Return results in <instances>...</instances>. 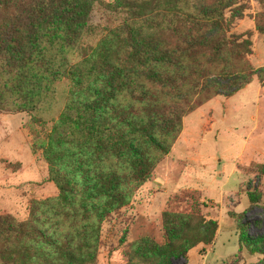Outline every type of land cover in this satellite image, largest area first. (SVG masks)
I'll return each mask as SVG.
<instances>
[{
    "label": "trees",
    "instance_id": "1",
    "mask_svg": "<svg viewBox=\"0 0 264 264\" xmlns=\"http://www.w3.org/2000/svg\"><path fill=\"white\" fill-rule=\"evenodd\" d=\"M95 2L0 0V112H33L55 81L62 77L69 80L64 106L46 133L41 151L47 165L46 181L57 190L54 201L43 205L48 211H65L69 219L80 215L84 225L78 242L68 236L59 241L36 229L38 219L31 214L29 220L21 222L0 216V264H94L99 224L126 204L129 179L137 183L146 180L158 162L156 153H168L164 139L180 131L181 113L174 107L166 110L153 104L142 119L127 118L124 110L108 108V103L115 100L117 82H127L131 97L146 95L136 79L117 64L80 56L79 40ZM240 5L241 0H121L112 11L121 15L119 39L127 58L147 67L149 79L160 84L174 85L176 80H183L189 72L184 53L190 56L197 46L188 40L182 48L170 52L152 46L149 34L155 29L209 28L213 32L205 42L209 60L236 69L222 70L221 77L226 82L237 79L238 83L227 93H214L228 97L252 77L264 85V67L252 69L242 61L250 54L249 41L239 40L244 35L230 33L234 21L242 15ZM151 65L165 68L172 76L159 75ZM245 68L247 77L241 76ZM98 82H104L107 89H96ZM213 97L209 95L204 102ZM109 158L128 173L97 174L90 159ZM246 199L249 206L260 200L251 193ZM43 211L51 221L53 218ZM216 226L215 219L164 212L163 243L156 244L148 237L135 240L126 264H171V259L185 258L199 245V255L203 256ZM237 246L248 255L263 254L264 239L241 235ZM44 248L50 250L44 252Z\"/></svg>",
    "mask_w": 264,
    "mask_h": 264
},
{
    "label": "rangeland",
    "instance_id": "2",
    "mask_svg": "<svg viewBox=\"0 0 264 264\" xmlns=\"http://www.w3.org/2000/svg\"><path fill=\"white\" fill-rule=\"evenodd\" d=\"M120 1L96 0L79 40L80 56L91 57L97 63L117 64L129 77L135 78L145 92L146 96L131 97L127 82H117L115 100L108 103L109 109L124 110L127 118L142 119L153 104L166 110L174 107L181 113L180 131L164 139L169 146L168 153L165 156L156 153L158 162L146 180L139 183L133 182L132 177L127 180L130 193L126 204L99 224L94 264H126L130 244L139 238L148 237L156 244L163 243L164 212L194 214L217 222L214 237L203 249V256L199 255L202 249L199 245L189 250L185 258L171 259V264H264V250L263 254L248 255L245 250L238 251L237 246L241 235L264 239V144L253 141L257 135L249 136L247 141L252 148L249 150L254 152V162L246 161L244 167H239L248 177L241 180L233 171L239 162L237 155L242 151L243 138L252 125L249 116L255 113V84H247L226 100L222 95H214L215 92L227 93L238 80L226 82L221 71L236 69L226 68L222 61L209 60L205 42L213 32L207 27L199 30L178 27L175 32L153 30L148 37L154 47L172 52L190 40L197 48L190 56L184 53L189 72L183 75V80H176L174 85L150 80L147 67L130 62L120 43L121 15L112 11V6ZM240 6L242 15L234 21L230 33L237 37L244 35L239 40L249 41L250 54L242 61L246 62V67L255 69L250 62L254 44L262 53L258 61H264V46L256 43L264 39V0H241ZM149 67L159 75L172 76L161 66ZM244 71L241 76L247 77L249 71L247 68ZM69 86L65 77L55 81L33 112H0L5 116L0 117V216L21 222L29 220L31 214L38 219V223H34L36 229L46 235H54L59 241L68 236L78 242L84 231L80 215L69 219L65 211H48L43 205L54 201L57 190L46 181L47 165L41 151L46 133L64 106ZM95 88L107 89L104 82H98ZM209 95L216 100L213 97L205 103ZM187 157L194 159L199 167H190L187 176H183L181 171ZM90 163L96 166L97 174L128 173L121 165H116L113 158L90 159ZM247 193L259 197V204L249 206ZM73 196L78 201V196ZM43 210L53 218L51 221Z\"/></svg>",
    "mask_w": 264,
    "mask_h": 264
},
{
    "label": "crops",
    "instance_id": "3",
    "mask_svg": "<svg viewBox=\"0 0 264 264\" xmlns=\"http://www.w3.org/2000/svg\"><path fill=\"white\" fill-rule=\"evenodd\" d=\"M256 43H258L261 46H264V39L263 40H257ZM262 53L259 51V49L257 48V45L254 44V49H253V53L250 56V62L252 63L254 68H258L261 66H264V61H258L259 58L261 57ZM250 83H254L255 84V94H256V100L254 102V114L249 116L250 122H251V127L248 131H246L245 137L243 138V146H242V151L239 150V153L237 155V159H239V162H237L234 165V173L238 175V177L243 180L244 178H247L248 176H245L242 172H240L239 167H244L243 164L246 163H250V162H254L253 160L255 156L253 150H249L250 146L248 145L247 141L249 140V136L252 135H257V137L255 138V140H253L254 142H257V144H264V140H263V134L264 133V85H260L257 80L255 78H253L248 84ZM247 86V85H245ZM244 86V87H245ZM243 87V88H244ZM243 88H241L240 90H242ZM216 97H214V101ZM223 98V97H221ZM228 97H224L223 99L226 100ZM213 99L209 100L212 101ZM207 101V102H209ZM206 102V103H207ZM196 110V109H195ZM193 112V111H192ZM0 117H5L4 115L0 114ZM3 119V118H2ZM213 121V120H212ZM248 136V137H247ZM252 149V148H250ZM248 151V153H247ZM257 152H260L259 148H256ZM244 157V160H242V162L240 161V159ZM245 161V162H244ZM196 161L194 159H192L191 157H187L186 159V164L182 167V171L181 174H183V176H187V174L190 172L189 168H198L199 165L197 163H195Z\"/></svg>",
    "mask_w": 264,
    "mask_h": 264
}]
</instances>
